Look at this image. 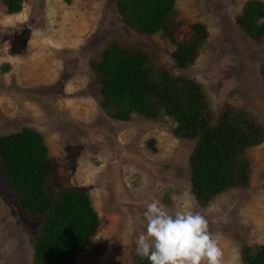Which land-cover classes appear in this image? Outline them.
<instances>
[{
	"label": "rangeland",
	"instance_id": "374dc122",
	"mask_svg": "<svg viewBox=\"0 0 264 264\" xmlns=\"http://www.w3.org/2000/svg\"><path fill=\"white\" fill-rule=\"evenodd\" d=\"M249 1L176 0L179 17L205 25L209 38L187 70L167 58L170 46L160 52L173 75L202 85L215 117L231 106L264 125V41H253L237 24ZM113 40L161 47L159 38L154 43L125 27L116 0H42L39 6L24 0L13 16L0 0V138L24 127L38 130L55 163L51 198L69 190L90 195L101 228L75 264H135L139 221L153 199L170 211L174 203H189L219 234L225 264H243L242 242L264 245V143L247 152L250 188L200 207L189 163L195 143L175 137L173 121L125 123L102 110L90 62ZM43 226L44 217L26 214L8 189L0 156V264H34L31 237Z\"/></svg>",
	"mask_w": 264,
	"mask_h": 264
},
{
	"label": "trees",
	"instance_id": "16d2710c",
	"mask_svg": "<svg viewBox=\"0 0 264 264\" xmlns=\"http://www.w3.org/2000/svg\"><path fill=\"white\" fill-rule=\"evenodd\" d=\"M1 2L8 16L23 10L24 0ZM116 8L127 29L154 43L159 38L161 47L113 40L90 62L102 110L125 123L135 117L173 121V135L195 143L189 163L192 194L200 207L226 192L249 189L252 165L247 152L264 143V125L251 112L231 106L215 117L202 85L173 75L160 52L170 46L167 58L187 70L208 41V28L182 20L176 0H116ZM237 24L250 39L263 42L264 2L249 1ZM0 156L6 185L21 209L44 217L42 234L31 237L34 264H75L101 228L90 195L69 190L57 200L51 198L47 183L55 163L44 136L32 127L1 137ZM240 251L243 264H264V245L242 242ZM135 264L150 262L138 256Z\"/></svg>",
	"mask_w": 264,
	"mask_h": 264
},
{
	"label": "clouds",
	"instance_id": "9594fccd",
	"mask_svg": "<svg viewBox=\"0 0 264 264\" xmlns=\"http://www.w3.org/2000/svg\"><path fill=\"white\" fill-rule=\"evenodd\" d=\"M139 222L135 251L150 264H225L219 234L211 232L206 216L187 202L174 203L170 211L153 199Z\"/></svg>",
	"mask_w": 264,
	"mask_h": 264
},
{
	"label": "water",
	"instance_id": "95a60500",
	"mask_svg": "<svg viewBox=\"0 0 264 264\" xmlns=\"http://www.w3.org/2000/svg\"><path fill=\"white\" fill-rule=\"evenodd\" d=\"M42 0H35L36 6H39Z\"/></svg>",
	"mask_w": 264,
	"mask_h": 264
}]
</instances>
